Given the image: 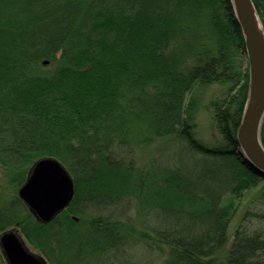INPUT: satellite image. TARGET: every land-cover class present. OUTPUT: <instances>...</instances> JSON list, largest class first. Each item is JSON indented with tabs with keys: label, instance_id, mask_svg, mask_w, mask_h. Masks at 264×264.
<instances>
[{
	"label": "trees",
	"instance_id": "trees-1",
	"mask_svg": "<svg viewBox=\"0 0 264 264\" xmlns=\"http://www.w3.org/2000/svg\"><path fill=\"white\" fill-rule=\"evenodd\" d=\"M253 2L264 26V0ZM245 60L231 0H0V235L14 230L48 264H136L139 242L154 264H264L250 213L228 234L264 179L237 153ZM214 83L223 141L209 146L194 115ZM260 135L264 146V122ZM156 138L180 144L177 158L139 163ZM42 157L75 186L47 222L18 194ZM119 205L138 229L103 216Z\"/></svg>",
	"mask_w": 264,
	"mask_h": 264
},
{
	"label": "water",
	"instance_id": "water-1",
	"mask_svg": "<svg viewBox=\"0 0 264 264\" xmlns=\"http://www.w3.org/2000/svg\"><path fill=\"white\" fill-rule=\"evenodd\" d=\"M235 19L241 29L248 67V90L237 128V153L243 163L264 178V26L253 0H231ZM75 192L74 180L55 158L42 157L32 166L18 194L34 215L43 222L66 208ZM0 246L8 264H48L31 252L13 230L0 235Z\"/></svg>",
	"mask_w": 264,
	"mask_h": 264
},
{
	"label": "rangeland",
	"instance_id": "rangeland-1",
	"mask_svg": "<svg viewBox=\"0 0 264 264\" xmlns=\"http://www.w3.org/2000/svg\"><path fill=\"white\" fill-rule=\"evenodd\" d=\"M245 65L247 66L246 60ZM224 89L225 87L223 85L214 83L198 90L197 96L199 104L194 115L195 136L209 146L218 145L223 141L216 121L214 120L213 114L209 108V101L222 96ZM187 103L188 100L186 104ZM167 140L169 139L156 138L148 146L139 149V151L136 152L138 162L143 164L151 157L156 159H165L167 157L177 158V155L181 149L180 144H170V142H167ZM0 183H4L1 172ZM102 213L103 216H113L117 221L123 224H128L129 227L135 226V228H139V224L135 219V212L131 208L127 209L119 205L118 207H111L110 211L107 210ZM245 213H250L249 217L246 218L250 230H264V179H262L255 188L246 192L243 198L239 201L236 212L234 213V216L232 217L228 227L230 240L233 238V233L235 232ZM26 247L35 254L39 253L37 250L28 246V244H26ZM137 247L139 248L133 257L132 251H130V257L135 261L136 264H154L161 259L159 254L144 250L143 243H137Z\"/></svg>",
	"mask_w": 264,
	"mask_h": 264
}]
</instances>
